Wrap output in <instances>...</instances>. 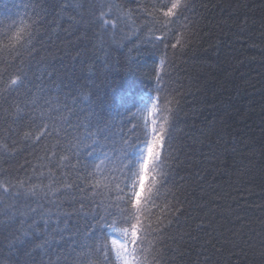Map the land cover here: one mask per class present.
Masks as SVG:
<instances>
[{
	"label": "snow or ice",
	"instance_id": "obj_1",
	"mask_svg": "<svg viewBox=\"0 0 264 264\" xmlns=\"http://www.w3.org/2000/svg\"><path fill=\"white\" fill-rule=\"evenodd\" d=\"M23 7V15L0 17V156L33 149L37 163L31 173L20 166L24 175L14 178L0 170V247L9 250L7 261L38 264L39 254L49 257L39 264H168L166 241L175 239L166 233L183 212L166 187L179 158L174 143L181 111L176 90L160 86L168 45L156 87L143 99L132 84L108 81L107 69L112 51L145 29L149 42L172 39L173 50L187 48L195 34L185 15L189 0H27ZM43 34L50 41L63 34L68 63L48 65L52 52L36 60ZM135 50L125 60L129 73L140 67L131 56ZM97 65L106 69L103 92L95 84ZM246 167L264 172V160L249 158ZM214 231L199 245L203 264H209V249L240 246ZM259 243L264 264V232Z\"/></svg>",
	"mask_w": 264,
	"mask_h": 264
},
{
	"label": "trees",
	"instance_id": "obj_2",
	"mask_svg": "<svg viewBox=\"0 0 264 264\" xmlns=\"http://www.w3.org/2000/svg\"><path fill=\"white\" fill-rule=\"evenodd\" d=\"M25 3L27 0H0V17L23 15ZM189 5L185 15L195 34L187 48L173 50L172 39L149 42L145 29L127 42V47L112 51L108 81L114 80L115 86L132 84L140 89L136 98L143 99L156 87V69L168 45L160 86L169 92L176 90L173 94L180 98L181 111L174 143L179 158L172 162L166 187L180 201L176 207H183L179 220L166 233L175 239V243L166 241L172 247L167 253L168 264H203L205 257L197 256L199 245L207 239L205 232L213 229V235L222 233L240 246L220 252L209 249V264H262L259 241L264 232V172L246 165L249 158L257 164L264 160V0H189ZM142 23L136 20L137 26ZM63 39V34L61 39L53 36L52 41L47 34L39 36L41 52L36 60L52 52L55 59L49 58L48 65L60 68L68 63ZM134 47L131 56L140 67L129 73L125 60ZM97 68L100 79L95 84L103 92L108 82L103 78L106 69L102 65ZM33 73L41 74L35 62ZM43 78L47 81L46 72ZM193 140L194 147H185ZM32 152L28 149L15 156H0V170H8L14 178L24 175L18 172L23 165L31 173V164L37 163ZM36 155L42 153L37 151ZM26 161L31 163L26 165ZM201 222L205 227L197 229ZM220 247L217 242L216 248ZM8 255L7 247H0V258L12 264L6 259ZM48 259L36 255L38 264Z\"/></svg>",
	"mask_w": 264,
	"mask_h": 264
}]
</instances>
